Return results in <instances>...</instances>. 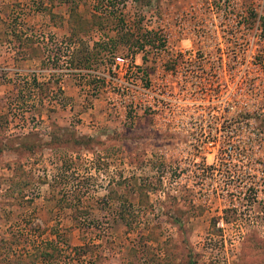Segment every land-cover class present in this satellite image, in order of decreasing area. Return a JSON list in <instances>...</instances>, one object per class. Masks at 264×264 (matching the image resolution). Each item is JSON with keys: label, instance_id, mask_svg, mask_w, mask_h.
Wrapping results in <instances>:
<instances>
[{"label": "rangeland", "instance_id": "obj_1", "mask_svg": "<svg viewBox=\"0 0 264 264\" xmlns=\"http://www.w3.org/2000/svg\"><path fill=\"white\" fill-rule=\"evenodd\" d=\"M262 101L264 0H0V264H264Z\"/></svg>", "mask_w": 264, "mask_h": 264}, {"label": "trees", "instance_id": "obj_2", "mask_svg": "<svg viewBox=\"0 0 264 264\" xmlns=\"http://www.w3.org/2000/svg\"><path fill=\"white\" fill-rule=\"evenodd\" d=\"M143 37V36H142ZM143 40H144V42L146 43V44H150V45H154L155 44V38H153L152 36H146V37H144V38H142ZM26 41H28V39L26 40ZM120 41L122 42V39H120ZM139 40H138V38L136 39V42L134 43V45H136V44H138V45H140L141 46V48L142 47H144L142 44H139V42H138ZM110 42H112L113 43V41H111L110 40ZM120 42V43H121ZM116 43V42H115ZM115 46V45H114ZM110 49H109V51H111V52H113L114 51V47H109ZM78 62H80L79 60L77 61V65H78ZM261 105L263 106L264 105V102L262 101V103H261ZM232 142H233V140H232V138H230L229 136H226V139H225V141L223 142V145H224V147H232ZM49 243H51V242H49ZM53 243V242H52ZM35 250H34V253H35V255L37 256V255H39V258H41L42 259V261L44 262L45 261V259L46 258H49L48 257V253L44 250V248H39V247H35L34 248ZM32 264V263H31ZM85 264H87V263H85ZM188 264H194V262L192 261V260H190L189 262H188Z\"/></svg>", "mask_w": 264, "mask_h": 264}, {"label": "built area", "instance_id": "obj_3", "mask_svg": "<svg viewBox=\"0 0 264 264\" xmlns=\"http://www.w3.org/2000/svg\"><path fill=\"white\" fill-rule=\"evenodd\" d=\"M122 66H125L124 70H125V74H126L127 69H128L127 63L125 62V60L122 57H115L111 71L116 72L118 70H121Z\"/></svg>", "mask_w": 264, "mask_h": 264}, {"label": "crops", "instance_id": "obj_4", "mask_svg": "<svg viewBox=\"0 0 264 264\" xmlns=\"http://www.w3.org/2000/svg\"><path fill=\"white\" fill-rule=\"evenodd\" d=\"M1 263V262H0Z\"/></svg>", "mask_w": 264, "mask_h": 264}]
</instances>
